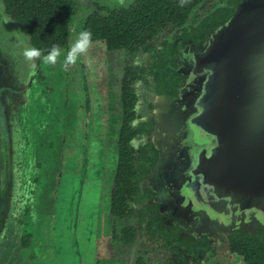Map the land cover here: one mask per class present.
<instances>
[{
    "label": "flooded vegetation",
    "instance_id": "obj_1",
    "mask_svg": "<svg viewBox=\"0 0 264 264\" xmlns=\"http://www.w3.org/2000/svg\"><path fill=\"white\" fill-rule=\"evenodd\" d=\"M241 1L188 0L181 7L180 0H125L126 6L119 0H92L87 11L74 0L67 40L59 45L61 60L75 35L88 30L92 16L123 18L142 33L122 46L92 34L88 54L68 71L60 63L36 61L32 82L41 103L20 130L12 204L13 228L22 231L27 264H34L36 255L37 264L51 262L53 250L46 243L54 239L59 214L73 216L78 230L83 212L74 208L78 202L82 207L85 186L97 175L103 200L94 213L100 225L92 231L93 241L88 236L89 245L75 240V249L91 246L95 264H248L234 244L245 233L234 231L215 241L194 237L162 212L145 182L158 158L148 135L155 102L173 90L178 78L172 68L175 42L198 40L211 23L230 17ZM76 17L80 25L75 27ZM73 182L80 183L76 192ZM40 193L50 203L42 219L33 212V207L39 209ZM83 254L78 251V264Z\"/></svg>",
    "mask_w": 264,
    "mask_h": 264
},
{
    "label": "water",
    "instance_id": "obj_2",
    "mask_svg": "<svg viewBox=\"0 0 264 264\" xmlns=\"http://www.w3.org/2000/svg\"><path fill=\"white\" fill-rule=\"evenodd\" d=\"M2 6L0 257L16 232L18 139L35 113L27 93L31 86L35 100L38 93L14 33L22 30ZM4 15L11 21L4 23ZM175 47L178 78L171 92L157 97L148 134L158 154L145 178L153 201L196 238L264 232V0H242L198 40L182 38Z\"/></svg>",
    "mask_w": 264,
    "mask_h": 264
},
{
    "label": "trees",
    "instance_id": "obj_3",
    "mask_svg": "<svg viewBox=\"0 0 264 264\" xmlns=\"http://www.w3.org/2000/svg\"><path fill=\"white\" fill-rule=\"evenodd\" d=\"M3 1L5 12L30 36L34 47L43 50L48 43L62 45L66 42L74 0ZM87 28L94 37H105L113 46L131 43L136 35L142 33L139 25L127 24L123 18L112 20L92 16ZM235 241V249L243 254L248 264H264V232L245 233L243 238Z\"/></svg>",
    "mask_w": 264,
    "mask_h": 264
},
{
    "label": "rangeland",
    "instance_id": "obj_4",
    "mask_svg": "<svg viewBox=\"0 0 264 264\" xmlns=\"http://www.w3.org/2000/svg\"><path fill=\"white\" fill-rule=\"evenodd\" d=\"M78 4L83 8V10H90L91 8V2H84L85 4L79 2L76 0ZM0 3L3 2L0 0ZM8 15V14H7ZM9 17V15H8ZM80 21L76 17V20L74 22V26H79ZM27 37V43L30 45V40ZM33 84V82H32ZM29 93H27V102L30 106H33L36 110L38 109V104L40 102V93L37 94L36 100L34 99L33 95H36L34 92V88H31L28 90ZM42 106V105H41ZM115 153V152H114ZM114 158V157H113ZM110 159V157H109ZM108 159V161H109ZM98 182V183H97ZM80 185L79 182L75 183L73 182V185L71 186V189L75 192L78 189V186ZM83 191V190H82ZM103 188H102V180L99 175H97V178L95 176H92V182L90 181L84 189V194L82 198V207L80 208V203L78 202V206L74 208V210L79 209L83 212V218L82 221H80V225L78 230L76 231L77 222H74V218L71 215H61L59 214L57 218V223L55 230H53V236L54 239L52 242L44 241L47 245L50 243V250H53V252L50 251L51 257L48 264H78L79 257H78V251H81L83 254L82 256V264H95L93 260L92 253H90V247H76L75 240H79L84 245H89L90 242L93 241L95 238L94 231L96 227L98 228L100 225V216L97 213L95 216L94 209L96 208L98 204L101 203L103 200ZM63 201V200H62ZM65 202V201H64ZM39 209L36 210V207H33V212L36 214V218L41 217L44 218L45 215H47L50 207V203H46L45 198L42 196V193H40L39 202H38ZM60 210L63 209L62 205L59 204ZM86 212V213H85ZM73 213V211H71ZM13 232L12 234L8 235V250L5 251V254L3 257H0V264H27L25 260V254L22 255V231ZM13 235V236H12ZM89 236V240H88ZM38 244V243H37ZM35 244V245H37ZM46 248V245H45ZM49 251V250H48ZM36 252V251H35ZM36 254H38L36 252ZM91 255V256H90ZM33 259L34 264H37L39 262L38 256H34ZM8 260V263H7ZM81 260V259H80ZM25 261V262H24ZM24 262V263H23ZM46 264V263H45ZM246 264V263H245Z\"/></svg>",
    "mask_w": 264,
    "mask_h": 264
},
{
    "label": "clouds",
    "instance_id": "obj_5",
    "mask_svg": "<svg viewBox=\"0 0 264 264\" xmlns=\"http://www.w3.org/2000/svg\"><path fill=\"white\" fill-rule=\"evenodd\" d=\"M188 0H180V6L183 7ZM119 4L121 6H126L125 0H119ZM3 14V6L0 5V15ZM11 20L4 15L3 22L8 23ZM17 33V40L20 41V47L22 49L21 55L24 60L29 64L32 74H35L37 64V60H41L43 64L55 66L57 63L61 64V67L64 71H68L71 67L75 66L82 57L86 56L92 47V32L90 30L84 29L79 31L75 37L72 39L66 55H64L61 60L62 50L58 44H53L50 49H48L47 53L44 54L41 49L36 48L34 46H30L21 40V36H25L26 34L22 31H14Z\"/></svg>",
    "mask_w": 264,
    "mask_h": 264
}]
</instances>
